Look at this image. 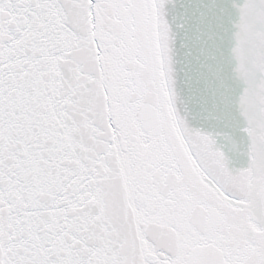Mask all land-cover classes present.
<instances>
[{
    "label": "snow or ice",
    "instance_id": "obj_1",
    "mask_svg": "<svg viewBox=\"0 0 264 264\" xmlns=\"http://www.w3.org/2000/svg\"><path fill=\"white\" fill-rule=\"evenodd\" d=\"M0 264H264V0H0Z\"/></svg>",
    "mask_w": 264,
    "mask_h": 264
}]
</instances>
